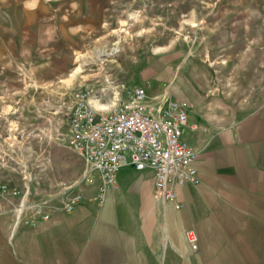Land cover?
Here are the masks:
<instances>
[{"label": "crops", "instance_id": "obj_1", "mask_svg": "<svg viewBox=\"0 0 264 264\" xmlns=\"http://www.w3.org/2000/svg\"><path fill=\"white\" fill-rule=\"evenodd\" d=\"M72 1L25 0L0 15V70L70 59L91 30ZM86 8L98 6L91 0ZM151 66L131 89L143 86L153 99L166 94L193 109L181 139L196 151L199 180L178 186L182 206L155 194L151 169L131 164L100 204L101 178L82 183L79 154L81 173L69 185L83 197L71 210L55 206L31 220L14 210L12 196L0 195V264H264V95L252 94L253 69L246 68L245 87L224 93L204 63L171 57Z\"/></svg>", "mask_w": 264, "mask_h": 264}, {"label": "rangeland", "instance_id": "obj_2", "mask_svg": "<svg viewBox=\"0 0 264 264\" xmlns=\"http://www.w3.org/2000/svg\"><path fill=\"white\" fill-rule=\"evenodd\" d=\"M24 1L0 0V15ZM75 4L91 30L70 59L59 66L45 63L46 55L38 60L46 67L33 60L0 70V195L12 196L14 210L31 220L77 192L69 183L80 175L82 158L63 138L80 90L89 89L98 107L115 104L117 90L139 84L153 62L187 57L206 64L224 93L244 86L246 68L253 69L252 94L264 95V0H93L94 11L86 8L91 0Z\"/></svg>", "mask_w": 264, "mask_h": 264}, {"label": "built area", "instance_id": "obj_3", "mask_svg": "<svg viewBox=\"0 0 264 264\" xmlns=\"http://www.w3.org/2000/svg\"><path fill=\"white\" fill-rule=\"evenodd\" d=\"M116 98L117 103L98 107L87 88L75 96L63 139L67 148L85 160L82 180L97 171L102 182L97 197L101 204L105 192L116 186L121 167L149 168L154 174L155 194L181 207L178 186L199 180L194 166L196 151L181 139L193 116L190 103L166 94L153 99L143 86L128 90L126 97L117 90ZM82 197L76 192L64 201L63 208L71 210ZM186 235L191 246L198 248L196 230L188 229Z\"/></svg>", "mask_w": 264, "mask_h": 264}, {"label": "bare ground", "instance_id": "obj_4", "mask_svg": "<svg viewBox=\"0 0 264 264\" xmlns=\"http://www.w3.org/2000/svg\"><path fill=\"white\" fill-rule=\"evenodd\" d=\"M117 50V48H115V50L114 51H116ZM149 65H151V64H149ZM152 67V66H151ZM142 71V70H141Z\"/></svg>", "mask_w": 264, "mask_h": 264}]
</instances>
